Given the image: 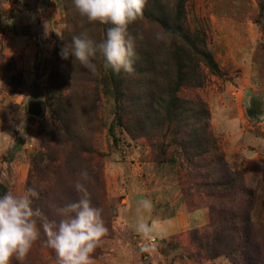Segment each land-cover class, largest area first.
Here are the masks:
<instances>
[{
	"label": "rangeland",
	"instance_id": "rangeland-1",
	"mask_svg": "<svg viewBox=\"0 0 264 264\" xmlns=\"http://www.w3.org/2000/svg\"><path fill=\"white\" fill-rule=\"evenodd\" d=\"M163 1L170 9L176 0ZM186 12L189 27L207 33V48L220 67V75L206 70L207 81L197 91L208 106L210 132L231 167L257 190L254 221L264 229V0H190ZM130 25L134 48L140 51L137 61L154 60L160 86L155 94L164 92L176 74L172 37L149 20L138 18ZM81 34L97 44L105 40L104 25L81 17L73 0H0V194L50 190L48 215L37 217L42 223L80 199L74 185L85 170L84 157L56 161L50 176L44 174L46 165L39 164L50 136L61 132L56 115H63L64 106L71 129L78 126L80 139L96 153L89 158L94 168L88 169L86 186L107 232L92 264H228L225 258L206 259L192 240V231L207 228L210 214L187 202L182 186L187 171L181 164L163 162L152 148L148 135H160L157 120L147 122L144 134L134 124L127 131L116 121L104 58L99 53L94 58L96 74L79 61L61 58V49ZM54 69L60 73L52 74ZM64 82L69 86L66 105L52 100V89ZM82 87L87 94H81ZM31 104L40 106V116L29 114ZM138 107L135 99L134 118L139 117ZM184 123L178 124L179 135L185 134ZM187 130L194 131V125ZM65 152L74 154L71 147ZM191 200L197 201V194ZM198 212L205 213L203 222L189 217ZM168 220L177 221L175 230L161 233L157 222L166 221L168 228ZM46 240L41 230L23 262L13 259L12 264H58Z\"/></svg>",
	"mask_w": 264,
	"mask_h": 264
},
{
	"label": "trees",
	"instance_id": "trees-1",
	"mask_svg": "<svg viewBox=\"0 0 264 264\" xmlns=\"http://www.w3.org/2000/svg\"><path fill=\"white\" fill-rule=\"evenodd\" d=\"M189 1L176 0L169 9L162 4L163 0H145L140 18L157 24L173 39L171 52L176 68L175 80L167 90L155 94V89L160 88L155 77L157 66L152 58L139 63L140 51L134 48L132 73L117 75L106 69L116 103V121L129 132L132 124L137 125L144 134L147 122L152 118L157 120L156 130L160 131V135H148L152 148L156 149L163 162L181 164L180 168L187 171L182 174L187 202L197 204L194 208L202 206L209 211L207 228L192 231V240L205 251L206 259L225 258L228 264H264V229H259L254 221L257 190L249 188L243 173L232 168L226 160L218 139L210 132L208 106L197 92L207 81L206 70L220 75V67L207 48V33L201 29L193 30L187 23ZM130 26L128 34L134 37ZM109 27L111 25H104L105 39ZM57 73H60L59 69L52 71V74ZM68 89L66 82L53 88L52 100L66 105V101L69 102V96L65 95ZM85 93L82 87L81 94ZM135 99L139 105V117L136 118L131 114ZM62 114L55 113L61 132L50 136V146L45 147L47 151L39 157V164L46 165L44 174L49 176L56 172V169L53 171L50 168L56 161L69 163L80 156L84 157L83 169L94 168L92 160H89L96 154L91 144L82 142L78 126L74 131L71 129L66 117L69 112L64 106ZM183 121L185 134L179 135L181 127L178 124ZM192 125L194 131L188 132L187 127ZM67 147L72 148V156L65 152ZM170 149H173L172 152ZM192 192L197 194V201L192 202ZM38 194V198H33V207L41 215H48L50 190L40 189ZM44 203L47 207L42 206ZM37 221L38 226H42L38 218Z\"/></svg>",
	"mask_w": 264,
	"mask_h": 264
},
{
	"label": "clouds",
	"instance_id": "clouds-1",
	"mask_svg": "<svg viewBox=\"0 0 264 264\" xmlns=\"http://www.w3.org/2000/svg\"><path fill=\"white\" fill-rule=\"evenodd\" d=\"M73 4L88 22L111 27L99 44L87 34L73 36L71 45L61 49V58L79 61L96 74L93 60L99 53L105 69L117 75L132 73L134 42L128 26L142 17L145 0H73ZM89 180L88 171H81L74 185L80 199L58 208L57 218H45L42 226L37 221L41 213L33 207V198L39 195L35 189L29 188L24 195L12 191L0 195V264H12L13 259L23 262L40 238L41 227L47 237L46 245L55 251L58 264H92V255L107 228L101 209L91 202L86 186Z\"/></svg>",
	"mask_w": 264,
	"mask_h": 264
},
{
	"label": "crops",
	"instance_id": "crops-1",
	"mask_svg": "<svg viewBox=\"0 0 264 264\" xmlns=\"http://www.w3.org/2000/svg\"><path fill=\"white\" fill-rule=\"evenodd\" d=\"M200 213L198 212V213H195V214H192L191 216H189L192 220H194L195 222H197L198 223V221H202L203 222V220H204V218H205V213L203 212L202 214L203 215H199ZM165 222L166 221H159V222H157V226H158V229L161 231V233H167V234H169L170 232H172V230H175L174 228L177 226V221H175V220H168V222H169V224H168V228H166V225H165ZM180 226V225H179ZM189 227V226H188ZM196 227V226H195ZM179 228H181V227H179ZM189 228H191V227H189ZM171 234V233H170Z\"/></svg>",
	"mask_w": 264,
	"mask_h": 264
},
{
	"label": "water",
	"instance_id": "water-1",
	"mask_svg": "<svg viewBox=\"0 0 264 264\" xmlns=\"http://www.w3.org/2000/svg\"><path fill=\"white\" fill-rule=\"evenodd\" d=\"M29 114L34 117H38L41 115V108L37 104H31L29 106Z\"/></svg>",
	"mask_w": 264,
	"mask_h": 264
}]
</instances>
